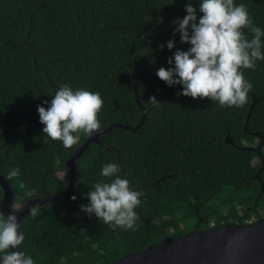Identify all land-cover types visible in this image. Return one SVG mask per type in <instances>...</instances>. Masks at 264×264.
<instances>
[{
  "label": "trees",
  "instance_id": "obj_1",
  "mask_svg": "<svg viewBox=\"0 0 264 264\" xmlns=\"http://www.w3.org/2000/svg\"><path fill=\"white\" fill-rule=\"evenodd\" d=\"M187 3L198 23L200 0H0V172L6 178L20 168L19 177L6 178L16 204L65 189L66 160L86 138L80 133L71 149L44 142L37 105L47 109L43 101L61 85L100 93L101 127L128 126L102 133L77 158L75 200L48 201L35 219L25 216L21 248L35 264H111L168 235L264 217V60L241 69L253 85L241 107L178 96L182 85L169 87L156 75L174 67L167 61L177 49L191 47L173 23ZM234 3L246 4L264 29V0ZM110 162L145 193L135 231H113L80 210L92 185L107 182L101 167Z\"/></svg>",
  "mask_w": 264,
  "mask_h": 264
},
{
  "label": "clouds",
  "instance_id": "obj_2",
  "mask_svg": "<svg viewBox=\"0 0 264 264\" xmlns=\"http://www.w3.org/2000/svg\"><path fill=\"white\" fill-rule=\"evenodd\" d=\"M185 10L187 14L173 23L178 25L175 32L180 34L181 43H189L191 47L187 51L177 49L167 61L169 65L174 63V67H160L156 75L169 87L182 85L178 96L209 98L218 101L221 107L243 106L253 85L241 69L255 70L257 61L264 60V29L254 23L246 4L237 5L234 0H200L199 12L203 15L198 23L197 9L191 3L185 4ZM244 29L252 33L251 39ZM174 46V40L167 42L169 50ZM148 101L154 107L161 104L155 96ZM43 104L48 105L47 109L37 105V111L40 123L45 125L42 130L46 134L45 143L47 139L58 140L64 148L71 149L80 142V133L91 138L101 129L98 114L104 101L99 92L73 90L63 84L51 102L45 100ZM120 172L117 162L102 165L101 175L107 182L92 185L87 194L89 204L80 205V210L89 217L95 215L113 231L117 228L135 231L139 220L135 209L141 205L145 193L133 190ZM20 175V168L13 167L6 178L12 180ZM20 187L26 186L21 183ZM39 207L36 204L29 210L34 219ZM21 228L22 221H18L14 212L5 215L0 211V264H35L21 248L25 240Z\"/></svg>",
  "mask_w": 264,
  "mask_h": 264
},
{
  "label": "water",
  "instance_id": "obj_3",
  "mask_svg": "<svg viewBox=\"0 0 264 264\" xmlns=\"http://www.w3.org/2000/svg\"><path fill=\"white\" fill-rule=\"evenodd\" d=\"M116 126L128 128L118 123L101 127L93 137L86 136L83 144L71 153L66 160L70 179L65 189L52 195L30 198L20 209L14 207V191L0 172V185L3 188L0 211L5 215L14 212L18 221H23L30 208L36 204L43 205L59 198L70 203L76 193L77 158L91 142H99L102 133ZM227 141L232 142V139L228 136ZM111 264H264V217L247 224L231 223L217 228L194 229L180 236L168 235L161 242L126 254Z\"/></svg>",
  "mask_w": 264,
  "mask_h": 264
},
{
  "label": "rangeland",
  "instance_id": "obj_4",
  "mask_svg": "<svg viewBox=\"0 0 264 264\" xmlns=\"http://www.w3.org/2000/svg\"><path fill=\"white\" fill-rule=\"evenodd\" d=\"M257 136L259 137V134H257ZM258 144V141L256 142V145ZM258 162V160H256V163ZM63 174V173H62ZM14 207L16 208V209H20V208H22L23 206H21V205H19V204H14Z\"/></svg>",
  "mask_w": 264,
  "mask_h": 264
}]
</instances>
